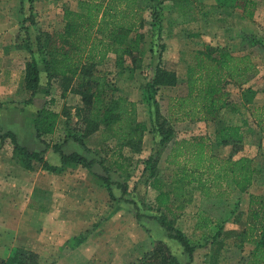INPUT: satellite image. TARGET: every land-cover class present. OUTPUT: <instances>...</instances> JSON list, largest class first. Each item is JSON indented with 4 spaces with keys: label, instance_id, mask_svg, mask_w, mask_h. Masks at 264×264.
I'll return each mask as SVG.
<instances>
[{
    "label": "rangeland",
    "instance_id": "1",
    "mask_svg": "<svg viewBox=\"0 0 264 264\" xmlns=\"http://www.w3.org/2000/svg\"><path fill=\"white\" fill-rule=\"evenodd\" d=\"M82 1L87 0H23L24 10L21 12L20 0H0V46L9 45L11 51L4 54L5 58L0 56V83L5 76V84H0L3 87L0 94V133L9 129L17 131L18 142L25 144L28 150L33 149L31 116L35 117L39 108L48 107L59 112L54 132L39 138L48 142V146H54L66 136L76 133L78 124H81L75 116L76 107L82 106V103L80 95L69 89L70 86L75 87L73 80L58 82L52 79L47 84L43 71L39 72L38 92L30 103H25L30 98V91L24 88L25 64L30 60L25 48L26 35L28 33L34 43L35 36L44 33L51 47L60 46L58 36L64 30L65 9L79 12ZM211 2L213 0H199L196 19L187 21L172 7L170 0H140L142 24L137 31L142 34L140 67L134 70L132 78L118 76L114 70L113 53L102 65L112 71L110 77L116 88L114 94H121L135 102L136 119L147 126L139 151L122 148V154L128 160L120 162L111 153L115 141L104 139L103 127L85 139L84 147L79 145V154L94 163L87 166L83 161L70 160L63 166L60 175L42 169L35 160L32 161L33 171L24 172L16 158L12 157L13 147L9 137L0 141L1 197L10 201L8 206L11 202L19 203L23 212L37 210L33 217L35 226L31 232L25 230L23 241L39 254L42 264H133L156 241L163 242L180 264H244L250 258L249 246L241 244L237 237L238 231L245 226L243 198H233L234 189L223 197H204L193 187L185 192L173 189L170 185L173 168L165 163L171 143L159 145L160 136L153 128L154 102L160 114L167 117L169 99L186 93L187 70L194 61L193 54L204 50L206 44L226 46L233 55L250 56L257 66L255 71L224 86L227 100L236 105L235 112L227 108L211 121H174L171 126L175 130V138H183L196 134L213 137L215 128L219 126L231 123L242 125L244 145L241 154L252 158L258 170L256 181L247 193L264 194V121L260 126L256 120V110L264 106V0L254 1L256 16L247 22V27L251 29L243 35L235 34L231 27L241 21L237 16L241 9L215 8ZM30 5L32 8L29 10ZM29 15L33 17V24H30V19L25 20ZM134 35L135 32H130L127 39ZM158 55L161 56L160 61ZM158 63L160 68L174 72L178 82L173 86H156L153 99L146 100L144 89ZM127 64L131 65L130 61ZM248 88L252 90L251 95L246 93ZM262 113L264 115V111ZM229 149L226 146L218 148L220 156L228 155ZM4 157L10 158L11 166L2 161ZM44 158L53 164V157ZM119 164L123 167L120 168ZM151 174L159 177L164 190L174 194L170 195L173 198L170 205L173 214L156 208L154 197L157 192L149 185L153 180ZM105 179L112 184V196L105 186ZM187 191L192 192V199L178 207ZM208 198L215 200L212 206L219 209L220 216L235 204L236 221L232 222L233 216L230 217L231 222L217 220L218 217L202 209ZM136 213L140 217L137 218ZM161 214L170 224L171 217H176L174 225L195 246L191 256L158 223L157 218ZM204 216L212 220H205L210 228H198ZM218 225L221 233L216 241H212V234ZM228 230L237 234L226 236ZM27 234L33 237H25ZM79 235H82V241L76 244L75 238Z\"/></svg>",
    "mask_w": 264,
    "mask_h": 264
},
{
    "label": "trees",
    "instance_id": "2",
    "mask_svg": "<svg viewBox=\"0 0 264 264\" xmlns=\"http://www.w3.org/2000/svg\"><path fill=\"white\" fill-rule=\"evenodd\" d=\"M139 1L87 0L79 3V12L65 9L64 30L58 36L61 41L58 47H51L46 42L47 35L44 33L37 34L34 43L27 33L25 48L30 60L25 64L24 88L30 91V98L25 103H30L38 92L40 71L45 73L47 84L52 79L58 82L73 80L75 87L70 86L69 89L81 97L82 106L76 107L75 114L81 124H78L76 133L65 137V141L72 139L84 147L85 139L103 127L104 139H113L120 149L128 147L131 151L140 150L147 126L144 122L137 121L135 102L121 94H114L116 88L110 77L112 71L102 66L109 60L108 55L113 53L114 70L118 76L132 78L134 70L140 67L142 34L137 31L142 24V7ZM170 1L172 7L180 12L185 20L196 19L199 0ZM213 7L239 8L243 18L251 19L255 2L214 0ZM31 8L30 5L28 9ZM20 10H24L23 0H20ZM152 17L154 24L155 15ZM28 19L30 24L34 23L32 16L25 18L26 21ZM130 32H135V35L127 39ZM64 47L66 49H63ZM158 56L160 61L161 56ZM193 56L194 61L189 64L187 70L186 93L169 99L167 117L160 114L157 103L154 102L156 107L153 128L160 136L159 145L171 143L165 156V163L173 168L170 185L173 189H181L184 192L193 187L204 197H223L229 195L233 189L247 192L256 181L258 170L255 169L252 158L241 154L244 145L242 125L231 123L219 126L215 128L213 137L196 134L175 138L171 123L183 120L211 121L221 110L227 108L235 112L236 105L227 100L228 93L224 86L229 81L243 78L255 71V63L246 54L233 55L228 47L211 44H206L204 50L197 51ZM127 61H130L131 65L127 64ZM177 82L176 74L160 68L158 63L144 89L145 99H153L156 86H173ZM246 93L251 95L252 90L248 88ZM256 111L257 124L263 126L261 123L264 121V106ZM67 117H70V112ZM58 118L59 112L41 107L32 119L36 137L41 138L42 135L53 133ZM262 128L264 130V126ZM5 137H9L12 144V157L26 169L33 168V160L49 172L62 171L63 166L70 160L83 161L87 166L94 163L77 152L64 153L55 144L52 149L59 154L61 162L60 166H55L44 158L42 151L28 150L21 145L14 132L7 130L0 133L1 142ZM225 146L230 148L228 155L220 156L218 148ZM118 166L123 167L122 164ZM151 175L153 180L149 185L157 192L154 197L156 208L173 214L170 206L173 198L170 195L174 194L164 190L158 176ZM105 180V186L112 196V184L108 179ZM187 192L182 195L183 200L178 207L192 199V192ZM136 217H140V214L136 213ZM175 218L171 217L170 224L161 214L157 221L168 232V236L179 242L183 250L191 256L195 246L189 242L181 229L174 225ZM247 219L245 228L239 234V242H253L254 247L250 258L244 264H264V194H249ZM220 228L218 225L216 232L212 234V241L221 233ZM81 241L82 235L75 238L76 244ZM168 249L163 242L156 241L152 248L133 264H180ZM39 258V254L33 250L14 247L8 257L0 258V264H42Z\"/></svg>",
    "mask_w": 264,
    "mask_h": 264
},
{
    "label": "crops",
    "instance_id": "3",
    "mask_svg": "<svg viewBox=\"0 0 264 264\" xmlns=\"http://www.w3.org/2000/svg\"><path fill=\"white\" fill-rule=\"evenodd\" d=\"M212 3L214 4V0H213V2H211V4ZM230 10H232V9H230ZM256 12L257 11L255 10L253 17L256 16ZM237 16H238V19L241 21H239L237 23V26H235V27L231 26L232 29L234 30V33L235 34H241V35L248 33L247 31L251 28L247 27V25H248L247 22H251V20H253V17L251 19L243 18L242 13H240V15L238 14ZM196 22L198 23L199 21L197 20ZM250 31H252V30H250ZM249 33H251V32H249ZM6 52H8V54H10V52H11L9 45L0 46V56L2 55L5 58L4 54ZM2 70H3V67H2ZM4 78H5V76H4ZM4 78H3V80H1V83H0L2 85L5 84ZM2 89H3V87H0V94L3 93ZM35 99L36 98H34V100ZM34 100H33V102H34ZM31 118L33 119L34 116H31ZM9 130L14 132L16 137L18 138V132L17 131H15L13 129H9ZM30 136L32 137L31 141L33 142V147H32L33 151H42L44 157H53L52 158L53 159V165H55V166L61 165L59 154L57 152L53 151L52 146L46 147L48 142L40 141L39 138H38L39 140L37 139L35 129L33 131H31ZM35 140H36V142H35ZM21 145L25 146V144H21ZM58 145H59V148L64 153H67V154H69L71 152H77V153L80 152L79 144L76 143L72 139H69L67 141L61 140L58 142ZM112 147L113 148L111 150V153H113L116 156V158L119 159L120 162H122V160H128V158H126V156H124V153L122 154V149H120V147L117 145V142H115ZM2 161L4 163H6L7 165L11 166L10 165L11 164L10 158L4 157ZM20 167H21L20 169H22L24 172L33 171V168L32 169H26V168L22 167L21 165H20ZM53 173L55 175L56 174L60 175L61 172H53ZM0 181H1V179H0ZM115 188H116V186H115ZM116 189H118V188H116ZM120 194H121V191H120ZM249 194L250 193L240 192L239 190H236V189L233 190V198L234 197H242L243 198L245 205L243 206L242 209L246 215L245 223H247V220H248L247 214H248V208H249ZM1 196H2V190L0 189V258H6L9 256L10 251L14 247H19V248L31 250L32 246L30 247L27 243H25L23 241V235L25 234L26 229H28V230H26V232H31L33 227L35 226V223L33 222V217H34V215L37 214V210L32 211V212H23L24 211L23 208L18 206L19 203H17L16 201H15V203L11 202V204L8 206L7 202H10V201H7V200L5 201V199H3ZM211 199H213V198H211ZM211 199L208 198V200L205 201V204L201 208L205 209L210 215L218 217V219L216 218L217 220L222 219L220 221H223V220L226 221L227 220V222H231V219H232V222H233V220H234V222L236 221L235 220V209H236L235 204L233 205V207L231 209L225 210L226 211V212H224L225 215L220 216L219 209L215 206H212L213 203H216L215 200L213 199L211 201ZM5 206H7V207H5ZM219 216L221 218H219ZM231 216H233V217L230 219ZM40 217H42V215H40ZM202 219H204V220L202 222L198 223V225H197L198 228L199 227L203 228V229L208 228L209 224L205 223V220H206V222H208V221L212 222V220H207V218L205 216ZM244 228H245V226H244ZM244 228H242V230ZM230 229H233V228H230ZM242 230L238 231V236H237L238 239H240L239 234ZM232 233L237 234V232L234 233V230H228L227 234H225V235L229 236ZM25 237L29 238V237H33V236L30 234H27V236H25ZM242 243L245 244V246L246 245L249 246L250 251L248 253H249V255H251L252 249L254 247L253 242H242ZM212 261L215 262L214 259Z\"/></svg>",
    "mask_w": 264,
    "mask_h": 264
}]
</instances>
